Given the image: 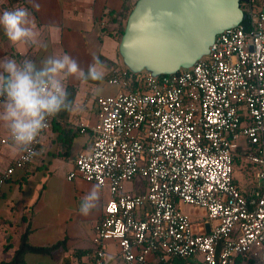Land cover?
Listing matches in <instances>:
<instances>
[{
  "label": "built area",
  "instance_id": "obj_1",
  "mask_svg": "<svg viewBox=\"0 0 264 264\" xmlns=\"http://www.w3.org/2000/svg\"><path fill=\"white\" fill-rule=\"evenodd\" d=\"M241 8L242 21L218 34L189 69L133 78L125 65L112 68L109 79L120 92L98 98L93 126L79 123L80 132L92 130V147L68 178L79 175L110 192L94 227L93 264H107L109 240L124 264H148L156 255L264 264V0H241ZM12 142L10 133L1 137L0 153ZM37 151L38 138L6 168L0 195ZM237 158L252 165L248 185L236 175ZM138 176L142 186L129 189ZM183 204L204 208L217 223L197 232Z\"/></svg>",
  "mask_w": 264,
  "mask_h": 264
},
{
  "label": "crops",
  "instance_id": "obj_2",
  "mask_svg": "<svg viewBox=\"0 0 264 264\" xmlns=\"http://www.w3.org/2000/svg\"><path fill=\"white\" fill-rule=\"evenodd\" d=\"M34 4H39V9ZM121 6L122 0H0V13L17 7L28 8L35 18L39 41L47 44L46 50L13 46L0 29V59L20 62L30 58L39 64L48 56L67 54L86 69L91 62L90 53L94 52L99 58H105L102 62L108 69L103 82L65 81L66 89H74L68 90L69 100L82 104L83 111H62L53 117L51 127L38 137L34 160L16 168L4 182L0 195V264L12 260L25 233L30 245L45 250L26 251L24 264H93L92 253L98 248L93 241L94 227L103 216L110 192L108 188H101L97 208L90 216H82L80 203L97 184L79 175L72 179L68 176L75 169L76 158L92 147V130L80 132L79 123L93 126L98 121V98L121 90L110 82L112 67L108 66L109 61L120 60L119 42L115 35L104 31L108 14ZM96 87L102 89L100 95L93 94ZM8 134L6 126L0 124V138ZM20 153L14 142L3 148L0 177ZM245 176L239 179L247 181L248 185L251 172ZM127 186L136 190L132 184ZM181 206L186 210V205ZM191 219L197 232H209L217 223L209 219L201 207L192 209ZM105 253L107 264H124L115 241L105 243ZM163 260L159 255L150 256L148 264H160ZM175 260L170 259L168 264H179ZM185 264L204 263L199 258H190ZM244 264H249V260Z\"/></svg>",
  "mask_w": 264,
  "mask_h": 264
},
{
  "label": "clouds",
  "instance_id": "obj_3",
  "mask_svg": "<svg viewBox=\"0 0 264 264\" xmlns=\"http://www.w3.org/2000/svg\"><path fill=\"white\" fill-rule=\"evenodd\" d=\"M39 9V4H34ZM0 29L13 45H27L47 49L38 39L34 16L26 7L4 10L0 13ZM86 69L70 55L48 56L36 63L28 58L0 59V124L8 129L20 151L28 152L41 132L47 128L49 118L62 111H83L82 104L69 100L65 81L75 79L87 83L103 82L108 72L99 56L92 52ZM94 95L102 89L94 88ZM101 199V185H93L83 197L79 212L90 216Z\"/></svg>",
  "mask_w": 264,
  "mask_h": 264
},
{
  "label": "water",
  "instance_id": "obj_4",
  "mask_svg": "<svg viewBox=\"0 0 264 264\" xmlns=\"http://www.w3.org/2000/svg\"><path fill=\"white\" fill-rule=\"evenodd\" d=\"M241 0H137L120 38L123 64L153 77L189 69L243 19ZM144 177L136 179V190Z\"/></svg>",
  "mask_w": 264,
  "mask_h": 264
},
{
  "label": "trees",
  "instance_id": "obj_5",
  "mask_svg": "<svg viewBox=\"0 0 264 264\" xmlns=\"http://www.w3.org/2000/svg\"><path fill=\"white\" fill-rule=\"evenodd\" d=\"M136 2H137V0H135V1L134 0H122L121 8L118 10H112L108 14L109 19H108L107 25L104 27V31L110 35H115L117 37L116 39H118V42L120 41V38L122 37V35L125 31L127 18H128L129 14H130L131 10L133 9ZM119 57H120L119 62L109 61L108 66L114 68V67L119 66V65H124L120 54H119ZM104 59L100 58L101 61H103ZM128 73L133 78L136 77V75L132 74V72L130 70H128ZM134 87H135V83H134ZM68 90H74V89L69 87V88H67V92H68ZM235 164H236V169H238L237 168L238 166H240V169H242L243 166L245 165V167L243 168V171L247 175L253 171L252 165L247 164L246 162L242 161L240 158L236 159ZM249 189H250V186H244L242 191L244 194H247V192H249ZM29 250L39 252V251H43L45 249L41 248V247H35V246L30 245L27 241V233H25L22 236L21 244H20L19 248L16 250L15 255L12 258V260L10 262H3L2 264H24V262H25L24 261V254L26 251H29ZM170 259H173V260L176 259L175 261L179 262V264H182V263L185 264L186 261L188 260L185 258L170 257L168 259L161 261L160 264H168ZM246 261H248V258L237 257L235 259L234 264H244Z\"/></svg>",
  "mask_w": 264,
  "mask_h": 264
},
{
  "label": "rangeland",
  "instance_id": "obj_6",
  "mask_svg": "<svg viewBox=\"0 0 264 264\" xmlns=\"http://www.w3.org/2000/svg\"><path fill=\"white\" fill-rule=\"evenodd\" d=\"M135 1V0H134ZM111 85V84H110ZM113 86V85H112ZM240 144L242 145V146H248V144H247V142H246V140H241L240 141ZM245 167V165L243 166V168ZM238 169H237V173H236V175L238 176V177H240V178H242V176H244L245 178H246V176H245V172L243 171V168L242 169H240V166H238L237 167ZM251 181V180H250ZM247 182V181H246ZM184 205H186L185 207H186V210H184V212L186 213V214H188L190 217H191V213H192V209L193 208H197V207H194L193 205H189V204H184Z\"/></svg>",
  "mask_w": 264,
  "mask_h": 264
}]
</instances>
